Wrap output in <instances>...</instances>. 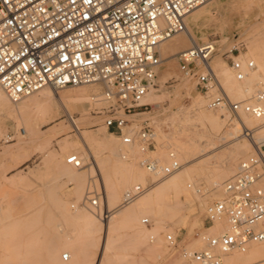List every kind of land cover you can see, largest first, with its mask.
<instances>
[{"label": "built area", "instance_id": "obj_1", "mask_svg": "<svg viewBox=\"0 0 264 264\" xmlns=\"http://www.w3.org/2000/svg\"><path fill=\"white\" fill-rule=\"evenodd\" d=\"M205 1L0 0V88L16 103L44 87L58 90L98 85L105 128L117 134L124 145L137 146L144 156V167L153 176L172 175L181 167L175 153L168 152L166 164L152 159L148 154L154 148L156 131L148 123L135 126L125 117L146 108L143 100L156 87L162 62L159 46L183 33L186 18ZM214 52L212 41L179 52V72L195 82L200 93L217 90L209 109L263 119L264 85L249 102L231 101L218 90L210 67ZM228 60L238 82L255 69L251 60L243 64L229 55ZM66 164L80 168L82 161L72 154ZM263 182L264 137L221 185L222 197L205 207L203 221L209 226L225 222L226 228L215 235L197 234L204 245L200 250L184 248L172 233L163 235L165 247L178 251L185 263L220 264L230 253L245 252L254 244L264 246ZM191 187L197 194L205 193L201 184ZM144 190L135 186L127 193L126 202ZM90 201L97 206L95 199ZM148 223V219L142 220V224Z\"/></svg>", "mask_w": 264, "mask_h": 264}, {"label": "rangeland", "instance_id": "obj_2", "mask_svg": "<svg viewBox=\"0 0 264 264\" xmlns=\"http://www.w3.org/2000/svg\"><path fill=\"white\" fill-rule=\"evenodd\" d=\"M199 7L193 10L194 13L192 12L186 18L185 23L199 39V44L207 41H212L215 44V52L211 59L212 65H214L216 69L224 65L229 67L228 55L231 58L241 56L245 61L252 60L247 45L255 38L253 35L255 36L257 31L258 33H263L264 31V0H206ZM194 20H196V22H194ZM222 24L224 27H222ZM180 35L181 34H179V36ZM179 36L177 35L167 40L166 44L173 42ZM250 37H253V39ZM248 38H250V41L247 40ZM230 51H232V54L229 53ZM159 52L161 53V49ZM174 57V60H162L158 70L159 74H157L156 87L152 91V94L156 96L157 104L146 102V108H138L132 112L136 115L125 117V119L131 121L135 126L148 123L156 131L154 148L151 149L148 154L152 159H154L155 156H160L159 151H164L163 153L166 154L167 152L165 151H172L171 148L169 149V146L165 149L159 148L157 145L158 141H161L162 145L166 146L168 143L167 140L172 137V141L175 145L185 148L189 146L193 139H197L199 135L205 131V128L200 126L188 125V121L195 118V113L191 105L192 102L200 96H208V99H210L213 94H215L213 91L209 92L207 95L200 93L195 88V82L185 79L179 72L176 63V55ZM230 72L234 77L231 69ZM217 79L220 81L224 90L229 88L230 83L226 82L223 77H217ZM186 81L187 84H185ZM79 87L80 89H85L86 86L70 87L67 89L68 91H66L71 92L73 89H78ZM95 89L100 91L98 85L95 86ZM64 90L65 89H61L58 91L62 93ZM215 91L217 92V90ZM97 93L100 94V92ZM27 99L28 98L24 99V101ZM229 99L231 101L244 102H249L250 100L246 96L237 95H232ZM12 105L14 106V104ZM92 105L91 107H85L83 113H85V115L88 113V115L84 117L82 116V112L80 113L78 110L72 111L74 118L82 119L83 117L84 122L80 129H87L90 133L100 132L105 140H115L116 138L114 137H118V135L113 133V136H108L106 134L107 132L112 133V131L105 128V116L99 112L104 104L99 100ZM206 108V111L210 113L208 106H206ZM218 114L229 116L217 139H201V143L197 147L199 153L195 156L184 159V155L175 153L181 165L179 177L184 181L185 186L187 184V195L184 197L182 193L180 194V205L175 209L165 208L163 204L161 205L160 202L157 201L155 205L159 208V211H138L134 206L139 200V197L129 204H122L123 194L131 189L130 187H122L117 192L116 202L110 205H102L99 210L101 215L99 223H102L104 215L102 212H106L108 209L114 207L113 210L105 214L110 217L113 216L106 237H104L102 228L101 230H95L90 237L85 234H80L78 224L72 223V221L67 218L65 212L67 209L66 205L60 206L58 203L63 202L67 203L69 206L74 205L76 207L78 204V206H82V210H87L83 208V205L78 201V203L75 202L80 194L79 192H81L82 196L83 192L86 190L85 188L88 186L87 184L91 185L92 191L93 184L97 183L98 190L96 192L98 194L102 193L104 189L99 182L105 174H111V166L114 164V159L106 163L104 162L106 156L100 154V162L96 165L91 155L93 151H88V156L83 152L82 144L77 139V132L72 129L71 124L66 121L64 116L58 121L63 120L62 128L65 130L61 132L58 138L49 134V143L47 145L44 143V140L27 144H24L23 141L25 140H22L18 147H14L9 152L3 153L5 147L17 143L18 139L23 138V136L25 137L26 134L24 123H20L19 127L16 126V123L12 120L5 121L0 130V181L2 179L3 182L7 177L14 176L27 178L25 184L18 187V191L16 188L10 189L11 191H9V193L15 190L16 192L10 193L9 196L7 195L9 198L7 196L3 197L0 193V196H2L0 197V203L3 204H1L2 206L0 205V217L5 213L6 203L10 205L11 202L12 205H10V207L15 206L14 209L11 207L12 209L7 212L8 214L6 213L12 218H8L5 225L0 226V264H97L98 261L100 264H185L179 257L178 251H170L165 247L163 235L167 233L174 234L178 241H180L181 246L190 250L193 244L196 243L195 239L199 240L201 246L203 244L201 239L196 236L197 234L213 235L214 232L215 235L218 233L216 230L217 225L214 224L212 225V230L205 231V228L211 226L203 221L204 210L208 203L222 197V189L221 195L217 198L214 197L213 192L215 190L214 185L217 182V172L223 168L228 153L237 146L238 141H247V137L244 135L240 136L237 140L220 139L224 133L229 130L232 119H236L238 116H234L227 111L222 113L219 111ZM58 121L44 126L42 131L48 133L56 128H61V126L57 124ZM256 127L257 124L249 127L247 131L248 134ZM63 138H67L72 143L75 151L68 153L63 152L61 149L63 148ZM115 141H117L119 145H123L120 138H117ZM174 149L179 152L181 151L179 148ZM49 151L56 154V162H59L58 166L65 165L67 167L70 165L65 163L66 158L74 154V152H77V155L82 158V167L78 171L88 172L99 168V175L88 179L85 182V186H83V190H79L78 194L75 191L76 188L72 181L59 175L57 169H48L46 159ZM152 151L154 153L150 154ZM23 158H26V163L16 166ZM243 159L244 157H241L237 161L233 170V175L237 170L239 162ZM141 160V162H143V155L141 156ZM61 161L63 163H61ZM141 162V166L144 167V163L142 164ZM160 162L166 164L169 162V158L167 159L164 156L161 158ZM69 168L77 169L71 166ZM151 175L152 174L146 177V187H143L145 189L143 193H145L147 189L158 186L163 179L168 177L158 178ZM231 177L232 176L229 178ZM188 178H190L189 182ZM2 182H0V184ZM196 184H201L203 186L205 191L204 194H197L194 191L191 186ZM221 185L219 186L220 188ZM1 189L0 187V192ZM154 193L155 190L151 191L150 195H154ZM11 195L12 197H10ZM90 195L93 198L95 192H91ZM36 201L37 203H35ZM25 203L26 206L24 205ZM46 204H49V209L51 211L49 209L47 212L45 211L46 208H48ZM17 205H20V208ZM34 206L35 209L33 208ZM87 206L88 208H92L89 202L86 203V207ZM27 207L29 210L31 209V213L33 214L30 213ZM132 207L135 209L134 215L137 221L134 224L127 225L123 222V216H125L126 209ZM38 208H41L40 211L42 210V213L38 211L34 212V210H38ZM69 209L73 211L74 207H69ZM26 212H29L28 214L30 217H28L29 215ZM36 214L41 216L44 214V216H39V218ZM21 218H27L28 220ZM38 218L41 220L40 222ZM36 219L39 222L37 224ZM49 219L52 221L47 222ZM143 219L149 220L148 225L142 224ZM104 220L106 221V219ZM138 224L144 226L148 231L153 233L152 240H150L149 237H145L141 241L134 239L133 236L138 229ZM103 243H105L107 250L101 254L100 250ZM65 256L68 257L64 258Z\"/></svg>", "mask_w": 264, "mask_h": 264}, {"label": "bare ground", "instance_id": "obj_3", "mask_svg": "<svg viewBox=\"0 0 264 264\" xmlns=\"http://www.w3.org/2000/svg\"><path fill=\"white\" fill-rule=\"evenodd\" d=\"M196 20H194V22H196ZM222 27H224V25ZM253 37L255 38L253 39ZM253 37H250L251 39H253L251 41L249 40L250 38L247 39L250 41L249 44L247 45V49L252 59L251 61H253L255 64V69L250 72H247L245 79L242 82H238L235 79V77L231 75V72H230L231 68L229 65H228L229 67L224 65L216 69L215 66L212 65L211 63V59L213 55L211 56L209 60V64H210L212 71L214 72V74L216 72L215 74L216 78L223 77L226 82L230 83L229 88L225 89L226 90L225 91L220 81L217 79L219 83L218 90L223 91L225 95L228 97V99L232 95L243 96V97L246 96L249 99H251L256 89L264 85V31L263 33H258L257 31V34H255V36L253 35ZM198 41L199 39L186 26V30L183 33H181V35L177 37L173 42L166 44V41H165L159 46V50L161 49L160 58L161 60H165V61L174 60L175 55H177L179 52H182L184 50L190 49L191 47L198 45L199 44ZM235 59L240 60L243 64H245L246 62L244 58L241 56H236ZM157 74L159 73L157 72ZM185 84H187V81ZM85 86H86L85 89H80L79 87L78 89L77 88L73 89L74 91L72 90L71 92L70 91L67 92L68 91L67 89L70 87L68 86L64 87L62 89H65L64 90L65 93L64 91L62 93L58 91L61 89L54 90L49 87H44L40 89L39 91L33 93L32 95L26 97L28 98L26 101H24V99L26 98H23L16 103L11 102L7 98V96L4 94L2 89L0 88V130L3 127L5 121L7 120L14 121L16 123V126H19L20 123H24L25 128H26L25 137L23 136V138L18 139L17 143H14L12 145L5 147L3 149V153H7L12 148L18 147L21 144L22 140L27 141V142L23 141L24 144L34 143V142H39L41 140H44L45 141L44 143L47 145L49 143V139H48L49 134H51L53 137L58 138L60 137L61 132L65 130L62 128L63 120L58 121L62 116H64L66 118V121H68L71 124L72 129L77 132V139L82 144V148L84 150L83 152L88 156V151H91V150L93 151L91 155L96 165L99 164L100 162V156H99L100 154L106 156L104 159V162L107 163V161L114 159V164L111 166V174H105L102 180L99 182L100 185L103 186V189H104L102 193L98 194L96 192L98 190L97 183L93 184L92 191H91V185L87 184L88 186L85 188L86 190L83 192L81 196V192H79L80 193L79 194L78 191L83 190V186H85V182L88 179H91L93 176L99 175V172H100L99 168L86 172V171H78L80 170L82 165L80 168H77V169H72V168H69L70 166L67 167L65 165L58 166L59 162H56L57 161L56 154L52 151H49L47 154V159H46V164H47L48 169H54V168L57 169L58 170L57 173H59V175L64 176L73 182L74 187L76 188L75 191L76 193L79 194L77 198L75 197L76 198L75 202L78 201L80 204L83 205V208H86L87 210L85 209L82 210V206L80 207V205L78 206V204H77V207L74 205L69 206L67 203H63L61 201H60L61 203H58V205L60 206L66 205L67 209L65 210V212L67 214V218H69L72 221V223L78 224L80 234H85L88 237H90L95 232V230H98V229L101 230L102 228L104 237H106L107 232L110 229V224H111V220L113 216L110 217L105 214L109 213L110 210H113L114 207L111 209H108V211L106 212H102V214H104L105 216L103 215V219H102L103 222L99 223L101 220V217H100L101 215L99 213L101 206L105 204L110 205L116 202L117 192L122 187H130L131 188L130 190H132L137 185H140L141 187H146V177L150 175L151 173L149 174L147 168L141 166L140 162L142 161L141 160L142 155H141L140 149L137 146H127V145H124L122 142L121 143L123 145H119V143L115 141L119 137H114L116 138L115 140L108 141V140H105L103 136H101L99 131H98L99 133H90V131H88L87 129H80L82 123L84 122L83 117L88 115V113L87 115L83 113L85 111V107L86 106L91 107L93 103L99 101L100 94H101V93L100 94L97 93L100 91H97L95 89L96 85H85ZM215 90L216 89L213 90L214 93H216ZM210 99H208V96H200L198 99L194 100L191 105V108L193 112L195 113V118L191 121L187 120L189 122L188 125L197 126V127L200 126L202 128H205V131L201 133L197 139H193L188 147L183 148L181 146L175 145L172 141L173 138L171 137L167 140L168 143L166 146L162 145L161 141H158L157 145L159 146V148L165 149V148H168L167 146H169V149L170 148L172 149L171 152L181 153V155H184V159H185V158L195 156L197 155V153H199L197 147L201 143V139L202 140L203 138L217 139V137L219 136V133L221 132L222 127L226 124L229 115L227 116L224 114L223 115L218 114L219 111L221 113L224 112L225 111L224 109H220V110L210 109V113L209 111L207 112L206 106H208ZM156 101H157L156 96H154L152 93L146 96L143 100L144 103L147 102L150 104L151 103L157 104ZM12 104H14V106ZM74 110H78L80 111V113L82 112V116H83L82 119L73 117L72 111ZM57 121H58L57 124H59L61 128H56L48 133H44L42 131V128L44 126L52 122H57ZM255 124H257V127L255 129H252L253 131L250 134L248 135L245 134V132L249 130V127L255 126ZM229 126H230L229 130L226 131L220 139L237 140L240 136L244 135L247 137V141H243V140L238 141L237 146L228 153V156L225 161V164L223 165V168L217 172L218 177H217V182L214 185L215 190L213 192L215 198L221 195V188L219 186L225 181H227L228 179H230L229 178L230 176H233V170L237 164V161L241 157L245 158L248 155L252 154L254 144L259 143L260 140L264 137V118L263 119H256L253 117L250 118V116L240 113L238 115V118L232 119ZM239 126H240V129H239ZM106 134L108 136H113V133H110V132H107ZM174 148H179L181 151L180 152L176 151ZM61 149L63 150L64 153L75 151V149H73L72 143L67 138H63V148ZM161 152L162 151H159L160 156H155L154 158L155 160L159 162L161 158L164 156L168 159L169 151H165L167 152V154L163 153L164 151L162 153ZM75 153L77 155V152H74V154ZM153 153L154 152L152 151L150 154H153ZM79 158L82 161L81 156ZM25 163H26V158H23L16 164V166L23 165ZM61 163L63 162L61 161ZM65 163H66V160H65ZM141 163L143 164V162ZM180 173H181V170L179 169L177 172L163 179L159 183L158 186L152 187V189H147L145 193H142L139 196V200L137 201L134 207L138 211L145 210V211L155 212V211H159V208H157V206L155 205V203L159 201L161 205L163 204L165 206V208L175 209L177 206L180 205V202H181L180 194L182 193L184 197L187 195V184L185 186L184 181H182V179L179 177ZM26 178L27 177H21V176L7 177L6 179L3 178L4 179L3 182L1 179L0 181L2 182L0 184V187L2 188L0 192L1 195L4 197L7 195L9 196L10 193L16 192L15 190L9 193V191H11L10 189L16 188L18 191L19 189L18 187L25 184ZM189 181H190V178H188V182ZM130 190L126 191L123 194L122 204L130 203V202H126V199H125L127 193ZM153 190H155L154 195H150L151 191ZM91 192H95V195L93 198L90 195ZM10 197H12V195ZM93 199L96 200L97 206L92 205V201L90 200H93ZM37 201L35 203H37ZM87 202H89L92 208H88V206L86 207ZM1 204L2 203H0V205ZM10 205H12L11 202H10ZM10 205L8 203L5 204V207H6L4 211L5 213L3 212L4 214L2 215V217H0V226L5 225V222L8 218H12V217H9L10 215H7L8 214L7 212L10 211L12 208L14 209L15 206L14 207L11 206L12 207L11 208ZM24 205L26 206V203ZM46 205L48 206V208H46L45 210L47 212V210L49 209V204H46ZM18 207L20 208V205ZM28 207L27 209L29 210L30 207L29 208ZM37 207H38V204H37ZM69 207L70 208L74 207V210L70 211ZM134 207L126 209L125 216H123L124 217L123 222H125L127 225L134 224L137 221V218L134 215V212H135ZM33 208L35 209V206ZM40 209L38 208V210L36 209L34 210V212L38 211L39 213L40 212L42 213V210L40 211ZM29 211L30 213L32 212L31 209ZM50 211H49V214H50ZM37 216L39 217L41 215H37ZM19 217H22V216L20 215ZM28 217H30V215ZM21 219H25V218H21ZM104 219H106V221ZM38 221L40 222L41 220L39 219ZM38 221L36 222V224L39 223ZM51 221L50 219L47 220V222H51ZM214 225H217L216 230L218 231V233L223 231L226 228L225 222H220V223L216 222L214 223ZM212 229H213V226L209 228H205V231L207 232ZM152 235L153 233L151 231H148V229H146L144 226L138 224V229L135 231V234L133 237L134 239L141 241L145 237H149L150 239H153ZM213 235H214V232H213ZM195 240L194 241L196 243L193 244L190 250H200L201 247L203 246V244L201 246L198 239H195ZM106 250L107 248L105 246V243H103L100 253L103 254ZM97 264H100V262L98 261ZM185 264H198V263L191 262V263H185ZM220 264H264V246L259 245V244H254V245H251L245 252L230 253L222 258Z\"/></svg>", "mask_w": 264, "mask_h": 264}]
</instances>
